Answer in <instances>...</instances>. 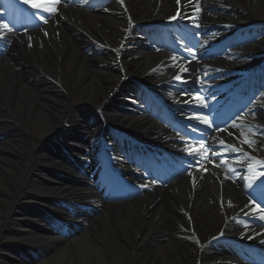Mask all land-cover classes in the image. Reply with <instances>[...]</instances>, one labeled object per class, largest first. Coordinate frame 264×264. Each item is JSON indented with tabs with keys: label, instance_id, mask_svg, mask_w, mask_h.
I'll return each mask as SVG.
<instances>
[{
	"label": "bare ground",
	"instance_id": "bare-ground-1",
	"mask_svg": "<svg viewBox=\"0 0 264 264\" xmlns=\"http://www.w3.org/2000/svg\"><path fill=\"white\" fill-rule=\"evenodd\" d=\"M122 2L126 11L113 1L102 9L89 10L80 5L74 10H64L62 21L58 20L60 27L50 24L48 39L37 33L33 46L23 43L24 46L11 51L12 56L0 60V135H4L0 137V264H195L196 250L191 245L193 252L186 241L187 233L182 227L185 215L193 223L198 238L206 240L224 224L229 212L224 205L226 199H232L236 209L244 203V189L241 191L238 186L241 177L231 178L234 183L217 180L214 177L217 170H212L179 179L157 190L154 196L105 203L87 216L82 230L68 239L47 233L44 221L24 211L27 203L47 204V200L62 196L70 200L87 197L86 188L60 185L54 177L45 182L36 180L40 167L58 169L62 164L60 159L42 151L37 157H31L37 155L29 151L31 135L41 134L44 141L54 137V129L59 130L66 124H75L80 127L78 131L88 132L93 127L97 130L106 120L133 129L149 126L146 119L137 116L120 117L111 106L101 114L104 120L95 125L89 126L79 119L82 110L103 106L101 103L121 79L119 71L109 68L112 59L115 62V57L119 58L121 66L134 78L145 76L149 80L160 70L156 84L166 80L176 65L183 64V60L177 59V62L164 63L169 68L161 65L159 61L172 54L163 45L142 38L139 32L143 25L158 27L166 21L177 0ZM185 2L192 8L194 4H202L206 27L215 31L212 41H225L226 37L254 26H264V0ZM70 30L76 37L70 35ZM131 35L139 37L133 44L135 51L110 53L109 50L130 45ZM93 40L101 44L103 53L88 48ZM239 46L231 59L221 57L209 64L223 63L252 70L255 62H263L264 36ZM236 126L241 135L259 140L264 148V89L238 118ZM63 133L60 131L56 139ZM235 135L236 140L243 141L239 134L235 132ZM262 149L255 150L261 153ZM218 163L221 164L220 160L209 159L207 164L216 167ZM66 169L74 172L71 165H66ZM201 175L204 178L200 182ZM153 236L159 240L155 241ZM9 239L28 248L50 251L42 260L27 263L12 255L13 249L3 244Z\"/></svg>",
	"mask_w": 264,
	"mask_h": 264
},
{
	"label": "snow or ice",
	"instance_id": "snow-or-ice-1",
	"mask_svg": "<svg viewBox=\"0 0 264 264\" xmlns=\"http://www.w3.org/2000/svg\"><path fill=\"white\" fill-rule=\"evenodd\" d=\"M26 2H28V0H26ZM178 2H179V0H178ZM31 6H32L33 8H36V9H42L43 11H48V12H54V11H55L54 6L47 5V4H36V3H32ZM0 28L8 29L9 31H11V29L8 28V25H7V24L0 25ZM176 78L179 79V76H177ZM197 99H200V98L197 97ZM205 122H207L206 118H205ZM249 131H251V129H250ZM242 135H243V133H242ZM244 142H245V143H248L250 146H251L252 144L255 143V141L250 140V139H248L247 137H245ZM221 143L223 144V141H221ZM229 147H231V146H229ZM234 150H237V151H238V149H234ZM250 170H251V169H250ZM258 175H264V173H260V174H258ZM250 178H251V179H255L256 177L253 176V177H250ZM262 218H264V217H262Z\"/></svg>",
	"mask_w": 264,
	"mask_h": 264
},
{
	"label": "rangeland",
	"instance_id": "rangeland-1",
	"mask_svg": "<svg viewBox=\"0 0 264 264\" xmlns=\"http://www.w3.org/2000/svg\"><path fill=\"white\" fill-rule=\"evenodd\" d=\"M12 255H14V254H12ZM14 256H16V255H14ZM19 258V257H18ZM35 261V260H34Z\"/></svg>",
	"mask_w": 264,
	"mask_h": 264
}]
</instances>
